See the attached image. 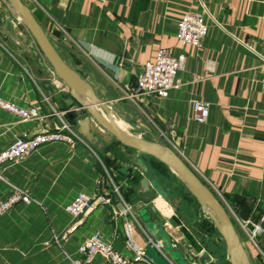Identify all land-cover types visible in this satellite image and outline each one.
<instances>
[{
    "label": "crops",
    "instance_id": "crops-1",
    "mask_svg": "<svg viewBox=\"0 0 264 264\" xmlns=\"http://www.w3.org/2000/svg\"><path fill=\"white\" fill-rule=\"evenodd\" d=\"M22 2L63 62L106 104L121 131L171 149L228 210L244 213L260 225L259 242L250 240L239 220L241 234L235 230L250 263L264 264V214L257 208L264 205V0ZM187 14L206 18L209 32L198 48L176 39L178 22ZM161 49L186 57V68L179 74L181 86L167 99H131L143 65ZM0 98L18 107L38 108L42 118L22 121L0 110V153L18 139L54 132L59 128L56 121L60 123L54 111L73 113L77 121L88 116L57 78L8 0H0ZM194 102L210 104L204 125L193 119ZM72 129L79 134L78 126ZM88 134H79L85 145H44L21 163L1 169L0 202L15 187L28 193L32 204L18 205L0 218V264H68L67 257H77L78 248L94 233L132 259L124 234L126 219L112 220L111 207L96 205L79 220L71 219L65 209L79 194L110 195L109 177L122 190L130 188L134 176L160 182L176 199L175 204L167 203L153 190L145 193L138 182L130 194L138 206L136 245L145 248L149 239L161 241L171 250L164 251L165 258L177 264L173 258L186 254L179 243L183 240L192 253L207 254L220 264L211 252L198 253L179 231L180 216L191 232H197L195 221H186L190 211L166 189L165 176L153 166L154 160L119 144L93 118ZM140 158L147 174L133 164ZM166 172L181 182L169 169ZM201 236L207 243L208 238ZM214 243L224 246L218 232ZM195 245L201 244L195 239ZM94 262L106 264L101 257Z\"/></svg>",
    "mask_w": 264,
    "mask_h": 264
},
{
    "label": "built area",
    "instance_id": "built-area-1",
    "mask_svg": "<svg viewBox=\"0 0 264 264\" xmlns=\"http://www.w3.org/2000/svg\"><path fill=\"white\" fill-rule=\"evenodd\" d=\"M177 41L183 46L200 47L201 42L208 35L209 29L206 23L205 15L187 14L183 16L177 25ZM263 61V80L261 83V92L264 95V58ZM186 57L184 55L174 56L172 52L167 50H159L154 60L146 62L136 80V89L130 96L131 99H138L142 96H157L162 99H167L172 90L179 89L181 82L179 74L184 72L186 68ZM0 110L9 113L15 118L22 121H37L41 118L38 108H22L11 104L0 98ZM210 104L194 102L192 105V114L194 121L199 125H204L210 117ZM60 121V127L51 132L45 130L38 136L27 139L21 138L16 140L11 146L4 149L0 153V171L7 164L21 163L44 145H55L56 143L64 144L70 148L77 144L85 145V142L77 134L65 120L64 114H58L55 111L53 116ZM1 179V175H0ZM109 182L112 185L111 194L101 197H89L85 194H79L74 198L73 203L69 205L65 212L71 219L79 220L83 216L90 213L96 205H105L111 207V218L117 221L120 218H125L124 234H126V246L134 253V257L129 259L123 257L114 247L104 240V237L99 233H94L89 240L78 248L77 257H67L68 264H95V259L101 257L106 264H132V262H142L145 264H153L151 260L144 255V248H139L134 240V230L137 219L126 200H123L120 189L114 180L109 177ZM30 205L32 200L23 189L15 187L10 188L9 195L4 201L0 202V218L6 215L11 209L18 205ZM246 229V224H243ZM255 232L249 234L252 242L258 235L263 233L261 227L255 226ZM147 245H152L163 256L164 244L154 243L151 239Z\"/></svg>",
    "mask_w": 264,
    "mask_h": 264
},
{
    "label": "water",
    "instance_id": "water-1",
    "mask_svg": "<svg viewBox=\"0 0 264 264\" xmlns=\"http://www.w3.org/2000/svg\"><path fill=\"white\" fill-rule=\"evenodd\" d=\"M8 2L16 15L22 19L26 30L31 34L44 58L54 70L57 78L69 89L71 97L77 102L78 106L87 111L88 116L82 121H77L73 113L66 115L65 120L70 127L78 126V133L88 137L89 122L91 118H93L104 130L110 133L119 144L138 154L151 158L169 169L181 182H183L190 195L196 199L202 210L210 216L216 231L219 233L224 243L228 263L251 264L247 252L242 246L238 232L235 230V225L228 209L216 198L213 192L200 181L193 170L171 149L158 144H151L144 140H137L128 133L121 131L111 119L110 111L106 104L100 99H97L89 84L84 83L77 73L63 62L59 53L51 44L48 36L44 33L36 18L32 16L22 0H8ZM99 110L104 116L99 113ZM56 122L58 127H60L61 125L58 120ZM132 161L135 166L141 168L144 174L148 173V168L141 158L133 159ZM140 183L145 193L153 190L157 196L165 202L172 203L175 201L174 197L169 196L162 188L160 182L156 180L149 181L146 178H142ZM257 208L264 214L263 204H258ZM237 218L241 223L246 224L247 231L250 233L255 232V224L251 222L248 215L238 213ZM255 241L259 242L260 237H256ZM179 243L184 250H186V254L181 257V262L177 261V264H216L207 254L196 255L192 253L190 248L184 244L183 240H180ZM143 251L145 257L151 260L153 264H171L165 256L158 252L152 245H147Z\"/></svg>",
    "mask_w": 264,
    "mask_h": 264
},
{
    "label": "rangeland",
    "instance_id": "rangeland-1",
    "mask_svg": "<svg viewBox=\"0 0 264 264\" xmlns=\"http://www.w3.org/2000/svg\"><path fill=\"white\" fill-rule=\"evenodd\" d=\"M163 174L165 176L164 182H165L166 189L169 190L174 195L176 194L177 199H179L178 204H180V206H182V207H187L188 211H190L189 215L186 217V221L187 222L188 221L189 222L195 221L194 224H195V227L197 228V230H196L197 232H191L188 230L186 225L181 224V223H183L181 221H184L185 218L182 216H180L178 218L179 219L177 222V224L179 226L178 228H179V231L182 233L183 237L188 241V243H190V245L194 244V249L196 248V251L198 253H200L202 251V249H205V250H207V252H211L214 255V257L218 263L229 264L228 263V257L226 255V250L224 249L223 244L222 245L220 244L218 246L214 243V238H216L217 232L215 231V227H214L211 219L208 218L207 215H204L202 209L198 205H196V202L193 199H191L190 195L188 194L187 188L181 182H179L178 180L173 178L167 172H165ZM120 194H121L123 200H126L127 204L129 206H131L134 214H136L138 217V213H137L138 206H137L136 201L133 199V196L128 194V191L126 188L120 190ZM175 203H176V199L174 202H172V204H175ZM228 211H229L230 215L232 216V220L234 222L235 228H237V231L241 234V232L238 230V227H237V222H238L237 221L238 220L237 215L234 214L230 210H228ZM186 221L184 224H188V223H186ZM253 224H255V223H253ZM255 226L260 227L259 224H255ZM202 234H204V236L208 238L207 243L203 241L204 237L201 236ZM195 239H196V241H199V243L201 244L200 247H197L195 245ZM164 250L171 251L169 248L165 249V245H164ZM176 258H178V259H176ZM173 259L177 260L178 262L182 261L181 256H176Z\"/></svg>",
    "mask_w": 264,
    "mask_h": 264
},
{
    "label": "trees",
    "instance_id": "trees-1",
    "mask_svg": "<svg viewBox=\"0 0 264 264\" xmlns=\"http://www.w3.org/2000/svg\"><path fill=\"white\" fill-rule=\"evenodd\" d=\"M153 166H155L156 169H158L160 172L162 171L163 173H165L166 170H167V168H166L165 166L161 165V164L158 163V162H154V163H153ZM132 181H133L134 183L129 184L130 188H126L127 191H128V194H132V193H133V190H132V189H133L137 184H139L138 182L140 181V178H139L138 176H134V177H132Z\"/></svg>",
    "mask_w": 264,
    "mask_h": 264
}]
</instances>
